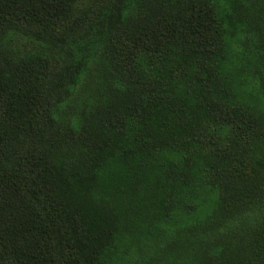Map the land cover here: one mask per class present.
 <instances>
[{
    "label": "trees",
    "instance_id": "trees-1",
    "mask_svg": "<svg viewBox=\"0 0 264 264\" xmlns=\"http://www.w3.org/2000/svg\"><path fill=\"white\" fill-rule=\"evenodd\" d=\"M0 264H264V0H0Z\"/></svg>",
    "mask_w": 264,
    "mask_h": 264
}]
</instances>
